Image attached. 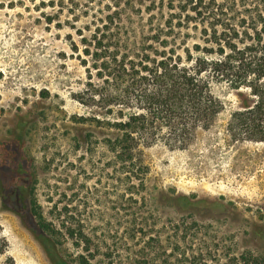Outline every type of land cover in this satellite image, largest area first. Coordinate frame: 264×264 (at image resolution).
I'll list each match as a JSON object with an SVG mask.
<instances>
[{
    "label": "rangeland",
    "instance_id": "1",
    "mask_svg": "<svg viewBox=\"0 0 264 264\" xmlns=\"http://www.w3.org/2000/svg\"><path fill=\"white\" fill-rule=\"evenodd\" d=\"M40 3L0 0L8 256L16 264H227L241 256L264 264V142L235 141L227 127L242 97L219 89L225 111L186 150L146 149L143 190L94 134L95 118L111 120L98 98L107 86L79 57L77 29L111 0H67L52 25Z\"/></svg>",
    "mask_w": 264,
    "mask_h": 264
},
{
    "label": "trees",
    "instance_id": "2",
    "mask_svg": "<svg viewBox=\"0 0 264 264\" xmlns=\"http://www.w3.org/2000/svg\"><path fill=\"white\" fill-rule=\"evenodd\" d=\"M66 1L41 0L47 24ZM76 33L82 65L107 86L98 98L111 120L95 118L94 134L141 189L149 174L145 150H186L225 111L219 89L242 97L227 122L232 139L264 142V0H111ZM8 248L0 228V264H16Z\"/></svg>",
    "mask_w": 264,
    "mask_h": 264
}]
</instances>
